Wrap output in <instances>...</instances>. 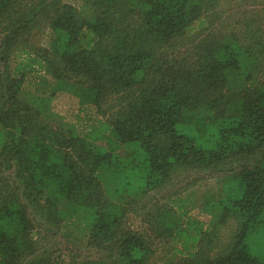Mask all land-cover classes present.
<instances>
[{
	"label": "trees",
	"instance_id": "obj_1",
	"mask_svg": "<svg viewBox=\"0 0 264 264\" xmlns=\"http://www.w3.org/2000/svg\"><path fill=\"white\" fill-rule=\"evenodd\" d=\"M80 1L0 0V264H64L37 255L29 211L110 250L80 264H151L119 193L231 164L237 186L208 204L212 233L235 222L215 253L200 221L154 226L181 244L179 264H264V37L207 30L217 0ZM41 25L47 47L32 43ZM36 69L47 95L24 92ZM61 92L94 111L82 133L51 109Z\"/></svg>",
	"mask_w": 264,
	"mask_h": 264
},
{
	"label": "rangeland",
	"instance_id": "obj_2",
	"mask_svg": "<svg viewBox=\"0 0 264 264\" xmlns=\"http://www.w3.org/2000/svg\"><path fill=\"white\" fill-rule=\"evenodd\" d=\"M63 1L81 10L84 5L80 0ZM217 2V7L212 13L213 16L208 18L211 23H206L207 30L223 34V36L233 34L240 40L244 39L249 30L264 37V0H217ZM130 21L137 24L140 17H131ZM50 35L49 30L41 25V27L35 28L32 43L47 47ZM2 37L3 34L0 32V43ZM187 44L181 49L182 52L191 50V42ZM12 63H10L11 68L14 66ZM36 71L38 72L26 74L23 83L24 92L28 96L32 94L47 95L49 88L41 87L37 83L39 76L44 75V72L38 69ZM51 109L65 121L74 123L80 133L86 129L89 115L94 114L91 108L80 107L74 96L64 92L55 96L51 102ZM229 167L232 169L226 168L223 172L193 170L184 174H175L165 187L151 190L135 198H132L134 192L128 196H126V192L119 193V201L115 199V202L120 203L121 207L127 208L124 226L128 230H134L144 235L150 247V255H152L151 264H179L184 255L181 253L180 243L174 242L166 233H160L155 228L153 220L156 216L168 222L178 219L177 223L182 227L188 217L202 222V230L210 233L205 241L213 240L210 245L212 247L211 254L229 241L235 228V222L229 220L219 226L216 233H212V209L208 208V204H214L217 199L228 195L231 188L237 186L238 181L235 179V175L239 166L231 164ZM107 176L105 175V178ZM116 183L115 180L111 182L114 187L117 186ZM132 205L134 210H132ZM183 212L187 213L186 216L181 215ZM29 214L34 222L35 235L39 241L37 255L54 257L59 255L64 264H80L101 255H108L110 252L105 246H93L80 226L74 227L75 223L74 225L66 223L55 226L40 219L37 215L35 216L32 211H29Z\"/></svg>",
	"mask_w": 264,
	"mask_h": 264
}]
</instances>
